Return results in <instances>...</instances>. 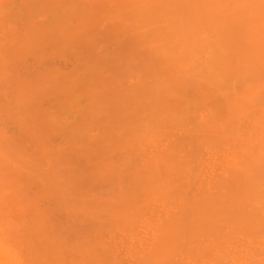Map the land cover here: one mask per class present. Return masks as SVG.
I'll return each instance as SVG.
<instances>
[{"label": "bare ground", "instance_id": "1", "mask_svg": "<svg viewBox=\"0 0 264 264\" xmlns=\"http://www.w3.org/2000/svg\"><path fill=\"white\" fill-rule=\"evenodd\" d=\"M92 2L0 0V118L36 157L0 127V264H264V0H116L134 81L86 131L48 109L24 124L12 58L86 40ZM57 73L38 72L52 100Z\"/></svg>", "mask_w": 264, "mask_h": 264}, {"label": "rangeland", "instance_id": "2", "mask_svg": "<svg viewBox=\"0 0 264 264\" xmlns=\"http://www.w3.org/2000/svg\"><path fill=\"white\" fill-rule=\"evenodd\" d=\"M115 4L116 0H93L92 10L83 23L86 24L83 25L84 28L90 29L86 40L70 45L63 43L53 49L44 44H31L21 48L16 57L12 58V113H16L17 118L21 116L23 120L20 121L29 125L32 111L42 114L44 109H48V119L56 122L55 125L59 126V129L66 131V127L73 124L80 128V131H86L89 125L94 123V113L98 111L94 109L93 100L99 101L105 92H120L123 82L125 84L129 79L131 82L134 81L132 76L121 75L119 72V65L123 58L124 29L129 22L121 14V9L114 8ZM84 28L81 30H87ZM81 30L77 31L79 35L82 34ZM43 68L56 69L64 85L67 86V90L61 91L54 100H52L53 95H44L48 91V84L42 85L44 81L38 77V72ZM17 77L29 84L26 99L17 95L15 85ZM89 77L97 83L102 81L99 85L97 84L98 88L93 86L92 90L88 89L91 85ZM2 87L0 98L4 100L8 94L2 95V91L8 92L11 89L8 84ZM68 94L71 96H67ZM1 118L0 124L3 126L0 127L6 129L2 130L5 132L11 130L10 133H12L5 135L12 136V141L24 148L23 150L19 146L23 153L28 155L27 157L36 158L34 147L28 142L27 135L17 130L18 127L14 124L15 119L12 118L11 124L6 117ZM52 139L54 144L62 148L66 147L57 132L52 134Z\"/></svg>", "mask_w": 264, "mask_h": 264}]
</instances>
